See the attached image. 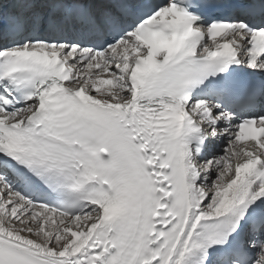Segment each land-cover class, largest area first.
Segmentation results:
<instances>
[{
  "label": "snow or ice",
  "instance_id": "obj_1",
  "mask_svg": "<svg viewBox=\"0 0 264 264\" xmlns=\"http://www.w3.org/2000/svg\"><path fill=\"white\" fill-rule=\"evenodd\" d=\"M0 264H264V0H0Z\"/></svg>",
  "mask_w": 264,
  "mask_h": 264
}]
</instances>
